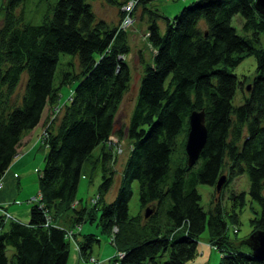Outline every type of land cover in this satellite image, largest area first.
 <instances>
[{
  "label": "trees",
  "instance_id": "1",
  "mask_svg": "<svg viewBox=\"0 0 264 264\" xmlns=\"http://www.w3.org/2000/svg\"><path fill=\"white\" fill-rule=\"evenodd\" d=\"M29 1L0 0V178L45 109L54 115L44 129L47 153L38 170L41 200L29 204L28 223L11 221L0 231V264H67L70 247L85 262L101 239L81 235V225L94 221L96 212L100 235L109 237L115 249L112 264H188L197 256L198 238L205 229L210 245L221 254L219 264H264L254 259L249 247L264 230V47H258L264 15L256 11L255 0H198L172 20L147 7L153 0H137L132 16L137 19L139 13L138 20L147 25L151 57L139 53L141 80L125 130L130 152L109 203L105 197L117 158L113 127L131 81L129 30L96 18L87 0H38L44 12L34 24L38 11L27 9ZM129 1L110 3L121 9ZM236 16L245 35L232 26ZM61 55L74 62L62 68L55 85ZM248 56L255 59L254 74L239 79L233 70ZM73 83L69 101L61 103L60 89ZM238 89L243 101L235 105ZM193 112L204 113L207 140L189 167L184 149ZM179 136L184 137L182 151ZM100 146V156L93 158ZM86 163L92 171L97 166L103 171L90 210L72 207ZM243 174L248 196L261 214L251 220L254 231L234 243L227 236L221 199ZM134 182L141 211L131 217ZM198 185L214 188L208 212L200 204ZM228 199L234 225L235 209L245 205V193L231 192ZM68 211L73 218L66 229L55 218Z\"/></svg>",
  "mask_w": 264,
  "mask_h": 264
},
{
  "label": "rangeland",
  "instance_id": "2",
  "mask_svg": "<svg viewBox=\"0 0 264 264\" xmlns=\"http://www.w3.org/2000/svg\"><path fill=\"white\" fill-rule=\"evenodd\" d=\"M54 1V0H51ZM198 0H153L150 4L147 5L148 8H151L152 10H156L159 14L164 16L165 18H168L172 20L176 15H178L182 9L185 7H188V5L192 4L193 2ZM38 0H30L27 4V9H35L38 12L36 17L32 19V23L37 24L41 22V16L43 15L42 12H44V6L39 5ZM124 15V14H123ZM123 17V16H122ZM121 17V19H122ZM29 19V18H28ZM134 20V18H133ZM142 22L136 19V24L133 26L136 27L137 32L129 33V42L131 52L127 58L128 65L130 67V73H131V81L129 85V89L124 94L122 101L119 105L116 117H115V123L113 127V134L112 142H116L117 145L114 146L113 150L114 153L116 152V160L113 165V171L115 173V177L113 180V184L111 189L109 190L108 194L105 197V202L109 203L113 200L116 189L119 185V179L121 177L122 169L124 167V163L126 158L129 155L130 152V142L125 136V130L126 127L130 121V117L136 102L137 94H138V88L140 85L141 80V64H140V56L139 53L142 52L144 57L146 59H149L151 57V51L147 45V41H143L144 45L136 38L139 37V30L143 26L141 24ZM161 30H163L164 22L160 21ZM232 26L236 29L237 33L239 35H245L242 32L241 29V20L238 16L232 19ZM134 34V36L132 35ZM132 35V36H131ZM147 36V35H146ZM145 36V39H146ZM137 39V41L135 40ZM261 40V46L258 47H264V35L260 36ZM73 57L69 55H61L59 59V63L57 66V77L55 76V85H58V75L62 71V68L66 67L67 63L74 62ZM74 65V69H75ZM256 67L255 59L253 56L245 57L244 60L233 70V73L237 75L239 79H242V77L246 76L248 78L252 77L254 74ZM22 88V86H21ZM20 88V89H21ZM75 89V83L65 85L60 89V96H61V103H67L72 95L73 90ZM63 96V97H62ZM243 101L242 94L240 90L238 89L235 95V98L233 100V103L235 105L241 104ZM57 110V107L53 108V111L55 112ZM60 110V109H59ZM58 110V112H59ZM57 112V113H58ZM50 115H54L52 112ZM122 131V135L120 136L119 133ZM43 138V132L40 136V139ZM184 137L179 136L178 140L180 142V145L178 147V151H182L184 148L182 147V141ZM36 151V160L35 161H28L25 159L22 163L16 165V171H18L20 177H25L26 180L23 179V184L20 183V190L18 193V196L16 197V200H18L19 203L22 204V206L26 210H22V212H26L28 214L30 206L27 205V200H29L31 197L35 194H41L39 192L38 188V172L37 170H42L44 167V157L47 153L43 154V151L45 150L44 147L42 149H35ZM20 151V150H19ZM102 151V146L97 147L93 151V158H96L100 156ZM185 151V149H184ZM35 154V153H33ZM29 156V155H28ZM25 156H21L18 158V160L14 162H19L22 158ZM82 177L79 181L77 192H76V202H80V206L77 209L81 208H88L89 210L93 208L92 200L96 198L99 187L103 181V171L99 166L92 171L91 167L87 165V163L83 166L82 171ZM2 180V177L0 178ZM3 188V187H2ZM2 188L0 190H2ZM248 188L249 183L247 179V175L243 174L241 176L236 177L233 182L226 188L224 192V196L221 199V206L224 209L222 219L223 221H226L228 228H227V236L228 238L234 242V243H240L242 240L247 238L253 231H254V224H252V219L254 217L259 218L261 214L260 206L257 202L250 199L248 196ZM132 191L133 195L129 202V216L136 217L140 214L141 207L139 202V196H138V187L137 183L132 184ZM197 191L201 196L200 204L205 210V212H208L210 210V205L213 202V195L215 193L214 188L207 186V185H198ZM231 192L235 193H245V205H243L240 208H236L235 210L238 212L237 214V223L233 225V221L231 220L229 214L232 211L231 207V201L228 199V195ZM36 196V195H35ZM215 197V195H214ZM33 198V197H32ZM31 198V199H32ZM100 217V213L96 212V217L94 221H86L81 225V227H84L83 235L87 234H93L98 236V239H101V242L97 244H93L92 246V252L91 255L95 259H99V256H97V253L99 250H102V247H104L107 243L109 244V241H105L102 239V236L100 235L101 228L98 227V219ZM72 218H73V211H68L62 215H59L55 218V222L61 226L62 228L68 229L69 227H72ZM20 220L24 221L26 218L25 216L19 217ZM3 220V219H2ZM19 220V221H20ZM29 221V220H28ZM234 227H236L235 230L237 232H234ZM90 228V229H89ZM115 231V230H114ZM88 232V233H87ZM104 237V236H103ZM210 234L208 229H205V231L199 236L198 238V245H197V256L194 260L190 261L188 264H219L221 260V254L220 252L213 248L210 245ZM106 240L109 239V237H105ZM82 241V239L80 240ZM101 244V245H100ZM100 245V246H99ZM101 247V249H100ZM109 249H111L112 253L115 252L112 245L109 244ZM242 251H247L248 247L246 245H241L240 248ZM88 258V263H89ZM87 260L80 261L78 254L74 247H70V253H69V259L67 264H88ZM102 260V259H101ZM111 263V262H110ZM108 264V263H104ZM112 264V263H111Z\"/></svg>",
  "mask_w": 264,
  "mask_h": 264
},
{
  "label": "crops",
  "instance_id": "3",
  "mask_svg": "<svg viewBox=\"0 0 264 264\" xmlns=\"http://www.w3.org/2000/svg\"><path fill=\"white\" fill-rule=\"evenodd\" d=\"M110 1H113V0H87V2L91 5L92 10H93L96 18H98L99 20L105 21L110 27H117L121 22V13L120 12H122L123 7L120 9V7H118L116 5H112L110 3ZM135 18H137V20L139 19V13L136 14ZM134 24H136V19H135ZM141 24L143 26L139 30L140 35H139V37H136V38L142 43L143 41L146 40L145 36L147 35L146 34L147 25L143 22ZM132 32L133 33L137 32L136 27L132 26V28L128 31V33H132ZM132 35L134 36V34H132ZM136 38H135V40L137 41ZM130 44L131 43L129 42V45ZM142 44L144 45V43H142ZM51 112H52V109H49V108L45 109L39 125L35 129H33L32 131H30L24 135V137L21 140L20 146L17 149V152H18L17 157H15V159L13 160V162L10 165V167L8 168V170L2 175L3 188H2V190H0V207L5 208V210L11 216H13L18 222L20 220L19 217L25 216L28 219H25L24 221L20 220V222L28 223L29 212H28V214L26 212L25 213L22 212V210H26V209L22 206L21 203L18 202V200H16V197L18 196L19 190L21 188L20 183L23 184V179L26 180L24 176L22 178L20 177L18 171H16V167H17L16 165L22 163L23 161H25V159H27L28 161H32V160L35 161L36 157H37V155H36L37 150H35V149H37V148L42 149V147H44L45 150L43 151V154L46 153V146L43 143V140L40 139V136L45 129V125L48 124V122H49ZM33 153H35V154H33ZM21 156H25V157L22 158L21 160H19V162H17V163L14 162V161L18 160V158ZM37 172H38V170H37ZM35 195H37V194H35ZM35 195L30 196V197L31 198L35 197ZM29 200H27V201H29ZM27 205H28V203H27ZM79 206H80V204H77V202H75V204H73L72 207L78 208ZM0 218H1V214H0ZM9 223L10 222H5L3 224L0 223L1 231L2 230L4 231L5 229H7V225H9ZM83 232H84V227L81 228L80 234L83 235ZM105 237L106 236H104V237L102 236V239L105 241H108L105 239ZM79 239H81V236H79ZM100 249H101V247H100ZM114 254H115V252L112 253L111 249H109V244L107 243L104 247H102V250H99V252L97 253V256H99V260L102 259V261L104 263L111 264L110 260L112 259ZM78 257H79V255H78ZM79 259H80V257H79Z\"/></svg>",
  "mask_w": 264,
  "mask_h": 264
},
{
  "label": "water",
  "instance_id": "4",
  "mask_svg": "<svg viewBox=\"0 0 264 264\" xmlns=\"http://www.w3.org/2000/svg\"><path fill=\"white\" fill-rule=\"evenodd\" d=\"M255 9L260 14L264 15V0H255ZM205 116L203 112H193L189 117V133L185 145V153L187 156V165L193 166L199 159L207 140V130L205 128ZM225 180L222 177L217 184V191L221 188ZM149 213H146L148 216ZM252 256L260 262H264V230L256 233L252 238V243L249 245Z\"/></svg>",
  "mask_w": 264,
  "mask_h": 264
},
{
  "label": "built area",
  "instance_id": "5",
  "mask_svg": "<svg viewBox=\"0 0 264 264\" xmlns=\"http://www.w3.org/2000/svg\"><path fill=\"white\" fill-rule=\"evenodd\" d=\"M137 4V0H130L127 4H125L122 8V12H123V17L121 19V22L119 24V29L121 30H129L133 24H134V20H133V16H132V12H133V8L134 6ZM59 108H57V110L55 112H58ZM46 133L45 130L43 131V138L42 140H44V138H46ZM112 140V139H111ZM114 146L117 145L116 142L113 143ZM3 187V183L2 180L0 179V189ZM41 200V194H37L35 197H33L32 199H30L29 201H27L28 204L30 203H35L38 204ZM0 214H1V218H0V223L3 224L5 222H17V220L11 216L3 207H0ZM3 219V220H2ZM50 222V219L48 220ZM1 231V228H0ZM116 232V231H115ZM72 231L69 232V236H71L72 238ZM118 256L120 257L121 255L118 254ZM90 264H103L101 261L95 259V258H90L89 259Z\"/></svg>",
  "mask_w": 264,
  "mask_h": 264
}]
</instances>
